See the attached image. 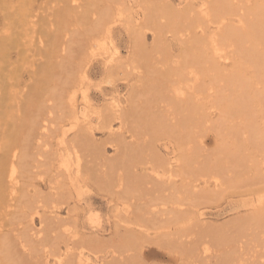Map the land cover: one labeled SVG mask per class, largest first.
<instances>
[{"label":"bare ground","instance_id":"obj_1","mask_svg":"<svg viewBox=\"0 0 264 264\" xmlns=\"http://www.w3.org/2000/svg\"><path fill=\"white\" fill-rule=\"evenodd\" d=\"M172 3L0 0V264H264V0Z\"/></svg>","mask_w":264,"mask_h":264},{"label":"rangeland","instance_id":"obj_2","mask_svg":"<svg viewBox=\"0 0 264 264\" xmlns=\"http://www.w3.org/2000/svg\"><path fill=\"white\" fill-rule=\"evenodd\" d=\"M41 1V0H40ZM173 3V5H176V6H178L179 7V5L181 6V7H183V4H184V2H185V0H171ZM179 1H180V3H179ZM193 2L195 1V0H192ZM197 1H199V0H196V2ZM165 4V3H164ZM182 4V5H181ZM157 8H160V4H158L157 5ZM136 9V8H135ZM170 10V9H169ZM173 11V12H172ZM164 18H163V20H165L166 21V23H169V21H167L168 20V18L171 20V21H173L174 20V22H171V24L172 23H175V22H177V20H181V18L180 17H178V15H176L175 13H174V10L172 9V10H170V13H168V14H165L164 16H163ZM166 17H167V19H166ZM173 17V18H172ZM174 17H176L177 18V20L174 18ZM179 18V19H178ZM173 19V20H172ZM180 23V22H179ZM149 34V33H148ZM168 35L170 34V33H167ZM120 37V41H121V44H120V49H121V51H125L126 50V43L124 42L125 41V37H123L122 36V34L119 36ZM150 40V41H149ZM150 43H151V39H148L147 41H146V44L149 46L150 45ZM177 50H178V47L176 46V52H177ZM176 52H175V54H176ZM156 55V56H155ZM154 56L157 58V55H159V58L161 57L160 55H162V54H155ZM157 63V65L159 66V65H161V63H160V60L159 59H157V61H156ZM156 64H154V66L156 67ZM157 66V68H161L162 66H159L158 67ZM162 69V68H161ZM203 75V74H202ZM98 81V80H97ZM217 112V111H216ZM229 120H223V123H225L224 125L226 126V123L228 122ZM229 123V122H228ZM223 129V130H227L228 128H223V127H219V129ZM223 130H221V132L223 131ZM215 131L214 130H210L209 132H207V134H205L204 136H203V141H205V145L206 146H208V147H211L212 145H214L215 143L214 142H216V139H215ZM243 139V138H242ZM251 139V138H250ZM165 140V141H164ZM173 141V140H172ZM242 142H244V139H243V141ZM247 142V143H246ZM245 143H246V145L245 146H248V148L246 147L245 148V146H244V148L245 149H247L248 150V152H249V154H250V156L252 157V159L250 158V156L247 158V160H245V161H247V162H255L254 160H256L257 162H259V164H261L262 165V163L264 162V157H262V155L264 154V151L262 152L263 154H260L259 152H260V150H256L254 147H253V142H252V140H247ZM160 143H166L167 144V146L168 145H170V144H173V142H171V140H167L166 141V139H162L161 141H160ZM170 143V144H169ZM217 143V142H216ZM240 143H241V141H240ZM239 143V144H240ZM249 143H251V144H249ZM204 144V143H203ZM247 144H249V145H247ZM252 148L253 150L255 149L256 151H253V152H257L258 151V154H252L251 153V151H249L250 150V148ZM165 149V148H164ZM247 150H246V153H247ZM110 151V150H109ZM169 151L172 153V150L171 149H169ZM243 154V153H242ZM243 155H245V157H246V154L244 153ZM248 155V154H247ZM257 155H258V157H260L261 156V158H257ZM202 157V156H201ZM253 157H254V160H253ZM250 160V161H249ZM264 166V165H263ZM231 169V168H230ZM235 169H237V168H235ZM235 169H231V170H235ZM236 171V170H235ZM238 171V170H237ZM234 175H236V174H234ZM249 175H254V174H252V172H248L247 173V175L246 176H249ZM239 176H242V175H239L238 173H237V175L236 176H234V179L232 180V183H239V182H242V183H240L239 185H243L244 183H243V178H238ZM245 176V177H246ZM255 176V175H254ZM244 177V176H243ZM229 178V177H228ZM240 179V180H239ZM223 183H224V181H223ZM223 186H224V184H223ZM235 191H237V190H240V189H238V188H235L234 189ZM229 191V192H228ZM232 190H227V193L225 192V194L224 195H221V197L220 196H218V198H216V199H211V200H208V202H206L205 204V208H204V217H206L209 221H211V222H213V223H215V224H220V223H223L224 221H226V220H228V219H231V218H233L235 215V212H236V209L237 210H239V211H241L244 207L241 205L242 203V200L244 199V200H246L247 198H249V195L247 196V198L245 199V196H246V194H238V193H234V192H231ZM231 192V193H230ZM242 196H244V197H242ZM242 197V198H241ZM241 198V199H240ZM241 200V201H240ZM243 200V201H244ZM113 203V202H112ZM94 206L95 207H98L97 209L99 210V212H100V214H102V216L103 217H105V215L104 214H106L105 212H107V209H106V206H105V202H96L95 204H94ZM105 206V207H104ZM101 207V208H100ZM243 207V208H242ZM100 208V209H99ZM103 209V210H102ZM235 209V210H234ZM106 210V211H105ZM106 236H104L105 238L107 237V233L105 234ZM254 243H259V246H255V247H257V248H253V250H251V251H253V253H254V251H256L258 248H262L263 246H260V241L259 240H253L252 242H250V244H254ZM250 247H252V246H250ZM264 248V247H263ZM259 250V249H258ZM105 252H107L106 254L108 255V257H110L111 255L110 254H112L111 253V248H108ZM251 252H249V254H250ZM101 254H104V253H101ZM248 254V255H249ZM251 255V254H250ZM90 257H89V261L92 263V261L91 260H93V259H95L96 260V258H95V256L94 255H89ZM92 256V257H91ZM119 261V260H118ZM120 262V261H119ZM117 264V263H116Z\"/></svg>","mask_w":264,"mask_h":264}]
</instances>
